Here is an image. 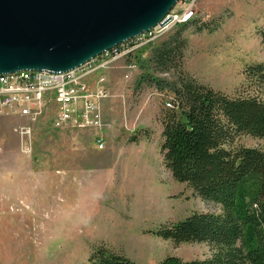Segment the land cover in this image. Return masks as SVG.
<instances>
[{"label": "rangeland", "instance_id": "obj_1", "mask_svg": "<svg viewBox=\"0 0 264 264\" xmlns=\"http://www.w3.org/2000/svg\"><path fill=\"white\" fill-rule=\"evenodd\" d=\"M188 12L184 72L229 96L254 95L244 72L264 63V0H181L170 15ZM202 23L209 29L198 32ZM180 25L92 76V90L107 92L97 103L99 126L55 127L53 104L33 121L0 116V264H87L100 244L136 264L211 257L206 243L174 244L153 234L193 213L220 212L163 165L161 119L172 95L135 89L144 72L138 59ZM18 128L29 135L21 139ZM241 147L264 151V140L238 136L231 148Z\"/></svg>", "mask_w": 264, "mask_h": 264}, {"label": "trees", "instance_id": "obj_2", "mask_svg": "<svg viewBox=\"0 0 264 264\" xmlns=\"http://www.w3.org/2000/svg\"><path fill=\"white\" fill-rule=\"evenodd\" d=\"M189 22L150 48L136 90L153 88L172 95L161 119L160 154L172 178L186 184L219 213H193L160 225L154 235L174 244L206 243L207 260L167 257L158 264H264V151L231 148L238 136L264 140V63L248 66L255 94L229 96L201 84L183 70ZM209 29L202 23L198 32ZM260 40L264 47V26ZM87 264H136L104 244Z\"/></svg>", "mask_w": 264, "mask_h": 264}, {"label": "water", "instance_id": "obj_3", "mask_svg": "<svg viewBox=\"0 0 264 264\" xmlns=\"http://www.w3.org/2000/svg\"><path fill=\"white\" fill-rule=\"evenodd\" d=\"M181 0H0V75L73 70L169 22Z\"/></svg>", "mask_w": 264, "mask_h": 264}, {"label": "built area", "instance_id": "obj_4", "mask_svg": "<svg viewBox=\"0 0 264 264\" xmlns=\"http://www.w3.org/2000/svg\"><path fill=\"white\" fill-rule=\"evenodd\" d=\"M192 16L193 12L179 18L170 16L164 26L129 41L125 50L114 48L112 52H105L70 71L40 75L39 71L27 70L0 75V116L23 117L33 121L46 104H53L57 108L53 118L55 127L68 123L91 128L99 126L101 117L97 103L107 96V92L104 87L92 90V76L108 68L117 58L127 55V49L137 50L150 44L166 33L171 25L184 24ZM99 79L103 81L102 77ZM15 131L21 139L29 135L26 128Z\"/></svg>", "mask_w": 264, "mask_h": 264}, {"label": "bare ground", "instance_id": "obj_5", "mask_svg": "<svg viewBox=\"0 0 264 264\" xmlns=\"http://www.w3.org/2000/svg\"><path fill=\"white\" fill-rule=\"evenodd\" d=\"M171 14V12H169V14L167 15V17L169 18V20H170V15ZM190 19V18H189ZM186 22H188V21H186ZM164 26V25H163ZM156 27H161V25H157ZM155 27V28H156ZM155 28H153V29H155ZM152 30V29H151ZM150 31V30H149ZM148 32V31H147ZM144 33H146V32H144ZM143 33V34H144ZM143 34H141V35H139V36H137V37H135L134 39H132V40H135L136 38H138V37H140V36H142ZM129 41H131V40H129ZM129 41H125V42H123L122 44H120V45H118V46H115V47H113L112 49H110V50H108V51H105V52H112L113 50H114V48H121L120 50H125L126 48H127V43L129 42ZM122 45V47H120ZM130 49H127V52L129 51ZM105 52H103V53H105ZM102 53V54H103ZM101 54V55H102ZM39 73H40V75H49V71H45V70H42V71H39ZM18 118H23V117H18Z\"/></svg>", "mask_w": 264, "mask_h": 264}]
</instances>
